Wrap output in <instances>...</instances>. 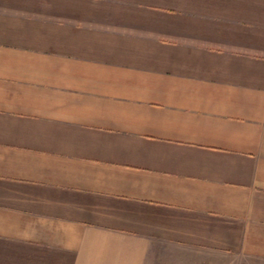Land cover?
<instances>
[{
	"label": "crops",
	"instance_id": "crops-1",
	"mask_svg": "<svg viewBox=\"0 0 264 264\" xmlns=\"http://www.w3.org/2000/svg\"><path fill=\"white\" fill-rule=\"evenodd\" d=\"M153 254L264 264V0H0V264Z\"/></svg>",
	"mask_w": 264,
	"mask_h": 264
},
{
	"label": "rangeland",
	"instance_id": "rangeland-1",
	"mask_svg": "<svg viewBox=\"0 0 264 264\" xmlns=\"http://www.w3.org/2000/svg\"><path fill=\"white\" fill-rule=\"evenodd\" d=\"M151 258H153V259L151 260ZM154 259H155V257H154V254H153V255H151V257H149L148 264H156V260H154Z\"/></svg>",
	"mask_w": 264,
	"mask_h": 264
}]
</instances>
